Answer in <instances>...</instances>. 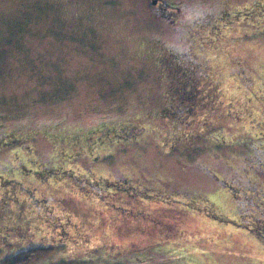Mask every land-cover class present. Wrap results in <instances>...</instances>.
Wrapping results in <instances>:
<instances>
[{
	"label": "rangeland",
	"instance_id": "1",
	"mask_svg": "<svg viewBox=\"0 0 264 264\" xmlns=\"http://www.w3.org/2000/svg\"><path fill=\"white\" fill-rule=\"evenodd\" d=\"M233 10L254 14L230 22ZM188 45L213 57L230 99L244 103L259 87L264 94V0H0V125L19 138L0 150V173L15 171L16 152L50 170L117 177L118 187L167 198L161 205L126 193L112 200L91 187L97 198L77 177L65 186L55 173L39 185L53 211L25 206L23 196L0 208V226H18L6 242L0 237V264L32 254L28 264H264L263 228L218 224L176 201L205 193L220 213H250L204 165L219 166L220 177L242 168L264 185L250 156L264 136L245 115L249 109L264 118L262 102L237 103L239 122L228 114V98L207 123L191 124L170 107L178 74L187 72ZM111 127L129 136L92 149L89 138ZM219 133L231 141L218 146L211 136ZM60 215L74 222L68 239L52 224Z\"/></svg>",
	"mask_w": 264,
	"mask_h": 264
},
{
	"label": "flooded vegetation",
	"instance_id": "2",
	"mask_svg": "<svg viewBox=\"0 0 264 264\" xmlns=\"http://www.w3.org/2000/svg\"><path fill=\"white\" fill-rule=\"evenodd\" d=\"M248 13L242 12L239 14L238 10H233L229 13V16L232 17V20H244L246 21L251 15H247ZM232 15V16H231ZM200 19V18H197ZM220 19V18H219ZM203 20V19H202ZM200 20V23H203ZM225 23L228 26L230 23ZM234 22V21H233ZM199 23V22H198ZM219 25V26H218ZM217 31H220V22L217 23L215 27H217ZM188 49L186 52V73L184 77L178 74V83L174 86L175 94H174V103L170 107H173L174 114H180V112L185 115L191 116V124L192 120L200 118L203 122L206 121L207 116H219L220 117V104L223 102L224 98H228V114L232 115V117L237 120L243 119L244 117L236 113L235 111H239L241 113L242 110H234L238 106L234 99H230L227 97L225 93V88H222V81L218 79L217 72L215 71L214 59L211 56L206 54L194 53L193 47L192 49L188 45ZM182 56L181 52L179 53ZM190 60V62L188 61ZM174 60V59H173ZM169 63H174V61ZM188 61V62H187ZM236 68H242L243 73L246 75V71L244 72L243 66L239 62L235 63ZM214 71V73L212 72ZM233 72V71H231ZM235 73V72H233ZM248 77H250L248 75ZM204 80V81H203ZM200 82H203V86H198ZM260 82H264V75L260 77ZM196 85V87H195ZM202 87H205L204 90ZM225 100V99H224ZM176 102L180 103V107L176 108ZM244 103L251 102L252 105L257 102H262L264 104V94L263 88H256L251 91L248 95H246L245 99L242 101ZM244 103H241L244 104ZM237 105V106H235ZM248 111L247 117L250 122H254L251 124V127L257 128L259 130L258 136L259 138L264 136V118L255 116L254 113H251V110L245 109ZM183 114V115H184ZM207 114V115H206ZM213 114V115H211ZM250 117V118H249ZM209 120V119H208ZM196 121V120H195ZM197 122H199L197 120ZM239 122V121H237ZM121 128V133L116 132L113 128H108L106 130H102L103 133L101 136L94 138L90 137L88 142L92 143L90 147L93 149L98 145L108 143L112 141L113 138L118 139V137H128L129 134H122L123 131ZM126 131L132 130V128L125 129ZM127 132V133H128ZM136 133V132H135ZM134 133V134H135ZM131 135V134H130ZM19 138L9 137L8 134L5 133L2 126L0 125V150L6 149L7 147L12 146ZM77 137L74 138L76 140ZM211 139L217 143L218 146H222L227 144L228 137L224 136V134H212ZM106 145V144H105ZM253 152H250V156H257L255 159L259 161V169L264 171V141H258L255 144H252ZM31 150L30 148L28 149ZM217 156L219 159L224 160L225 157L222 152L217 149ZM15 164H17L16 169L13 173L4 172L0 173V208L5 209L11 204H16L20 197L23 196L25 202L23 203L25 206L30 205L32 207H36L37 209H42L47 212L53 211L54 205L48 201V198L44 196L43 191H41L42 184L48 182L51 176H54L55 173H59L58 179L62 182H66L69 180V177H77L80 179L86 188L85 192L89 193L91 187L99 188L101 187L107 192L106 196L112 200H115L118 195L122 193H126L135 199H141L143 202H155L154 204L161 205L162 202L166 201L164 199V194H160L158 192H153L152 194H147L142 192L141 190H128L125 188L118 187L116 183H119V178L113 177H103L96 175L94 172H76L71 167L67 168H58L59 170H50L46 166L40 163V160L32 159L34 157L25 156L26 158L18 155L16 152L14 153ZM259 156V157H258ZM219 166L210 167L203 166V171L205 172L210 179L216 182L220 186V183L228 188L235 197V201L240 197L243 199L245 204H248V208L250 209V213L247 216H243L238 212V216H233L232 214H224L220 213L216 203L212 200V198L207 194H187L184 196H179L176 198V201L180 203L181 207L186 208L187 210H192L193 212H199L203 214L206 218H210L213 222L218 224L221 223H229L232 225L242 227L243 229L251 232H256L257 228L264 229V185L260 186V183L256 181L254 178L248 176L247 172L244 169L238 168L232 169L233 172L227 173L226 177H220V171L217 169ZM32 178V180L30 179ZM38 181L37 183L34 182ZM127 181V180H126ZM120 184V183H119ZM41 187H40V186ZM108 188V189H107ZM113 190V191H110ZM116 191V193H115ZM94 196L98 198L96 191L93 190ZM175 194L176 193H171ZM239 194V195H238ZM170 195V194H167ZM178 196V195H177ZM179 198V199H178ZM164 199V200H163ZM30 204V205H29ZM237 204V202H236ZM15 206V205H14ZM237 212V211H236ZM44 214H48L43 212ZM236 215V213H235ZM47 225V222L44 221ZM52 224L56 228H58L57 233L60 231L64 233L67 238L66 231L69 230L70 226H74V222L69 215H60L58 216V220L53 221ZM49 225V223H48ZM17 225L9 224L5 226H0V237H3V241L6 242L8 239V233L17 229ZM35 230L41 232V227L39 225H35ZM33 231V230H32ZM257 233V232H256ZM43 236V235H42ZM41 236V238H42ZM43 237V239H45ZM68 239V238H67ZM2 241V240H1Z\"/></svg>",
	"mask_w": 264,
	"mask_h": 264
},
{
	"label": "trees",
	"instance_id": "3",
	"mask_svg": "<svg viewBox=\"0 0 264 264\" xmlns=\"http://www.w3.org/2000/svg\"><path fill=\"white\" fill-rule=\"evenodd\" d=\"M111 128H113V127H111ZM114 130H117L116 132H119V130L118 129H116V128H113ZM35 254H32V256L28 259L27 258V256H26V258H22L21 256H15V257H8V259H7V261H6V264H28V262H29V260L31 259V258H33V256H34ZM145 261V260H144ZM169 264H172V263H169Z\"/></svg>",
	"mask_w": 264,
	"mask_h": 264
},
{
	"label": "water",
	"instance_id": "4",
	"mask_svg": "<svg viewBox=\"0 0 264 264\" xmlns=\"http://www.w3.org/2000/svg\"><path fill=\"white\" fill-rule=\"evenodd\" d=\"M157 2V0H152V3L155 4Z\"/></svg>",
	"mask_w": 264,
	"mask_h": 264
}]
</instances>
